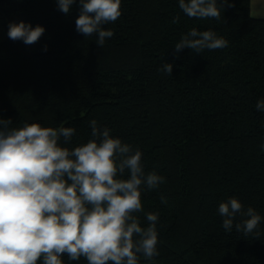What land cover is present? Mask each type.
I'll use <instances>...</instances> for the list:
<instances>
[{"label":"trees","instance_id":"obj_1","mask_svg":"<svg viewBox=\"0 0 264 264\" xmlns=\"http://www.w3.org/2000/svg\"><path fill=\"white\" fill-rule=\"evenodd\" d=\"M229 2L216 20L188 18L179 0H121V17L104 26L114 35L98 47L95 34L76 31L78 0L68 14L57 0H0V117L11 127H72L71 140L60 141L69 149L91 139L95 119L142 151L146 172L165 177L142 193L137 216L147 226L145 214H159V255L140 264H264V219L258 235L245 236L225 232L218 213L235 197L264 218V112L256 110L264 18L252 15L250 0ZM21 21L45 28L37 43L8 38L9 23ZM192 28L215 31L228 46L177 57L174 45ZM165 62L171 76L158 71Z\"/></svg>","mask_w":264,"mask_h":264},{"label":"clouds","instance_id":"obj_2","mask_svg":"<svg viewBox=\"0 0 264 264\" xmlns=\"http://www.w3.org/2000/svg\"><path fill=\"white\" fill-rule=\"evenodd\" d=\"M77 0H57L58 10L68 14ZM75 28L85 38L96 35L103 47L114 32L104 26L122 15L121 0H78ZM229 0H179V9L190 19H222ZM179 16L173 18V23ZM45 32L23 21L9 23L8 38L33 45ZM228 41L215 31L192 28L174 45L178 54L218 50ZM45 51L47 46L45 45ZM158 71L172 74L165 62ZM264 112V99L256 103ZM11 118L0 117V264H64L84 258L87 264H140L153 261L158 252V213H146L147 226L137 214L143 212L142 193L157 189L165 177L146 172L139 148L111 135L95 119L89 122L91 139L72 149L67 144L72 127H42L24 123L11 127ZM264 148V145H262ZM161 202L166 203L162 195ZM222 227L245 236L256 233L261 215L244 208L235 197L218 206ZM237 215L245 217L234 223Z\"/></svg>","mask_w":264,"mask_h":264},{"label":"crops","instance_id":"obj_3","mask_svg":"<svg viewBox=\"0 0 264 264\" xmlns=\"http://www.w3.org/2000/svg\"><path fill=\"white\" fill-rule=\"evenodd\" d=\"M250 11L253 16L264 18V0H250Z\"/></svg>","mask_w":264,"mask_h":264},{"label":"rangeland","instance_id":"obj_4","mask_svg":"<svg viewBox=\"0 0 264 264\" xmlns=\"http://www.w3.org/2000/svg\"><path fill=\"white\" fill-rule=\"evenodd\" d=\"M4 28L3 26L0 24V40H2L4 38Z\"/></svg>","mask_w":264,"mask_h":264}]
</instances>
